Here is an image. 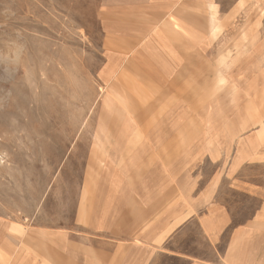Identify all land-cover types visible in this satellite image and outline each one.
Returning a JSON list of instances; mask_svg holds the SVG:
<instances>
[{"label": "rangeland", "instance_id": "rangeland-1", "mask_svg": "<svg viewBox=\"0 0 264 264\" xmlns=\"http://www.w3.org/2000/svg\"><path fill=\"white\" fill-rule=\"evenodd\" d=\"M139 8L0 0V264H103L120 227L135 240L172 204L168 141L185 138L169 131L204 140L193 187L206 162L226 167L231 133L264 129V0H191L190 64L168 79L151 54L159 22ZM166 24L157 36L179 28Z\"/></svg>", "mask_w": 264, "mask_h": 264}, {"label": "crops", "instance_id": "crops-1", "mask_svg": "<svg viewBox=\"0 0 264 264\" xmlns=\"http://www.w3.org/2000/svg\"><path fill=\"white\" fill-rule=\"evenodd\" d=\"M136 1L144 14L143 25L159 22L151 40L158 72L167 79L185 74L193 42L187 32L192 18L191 0ZM168 20H174L178 30L157 36ZM169 132V138H185L183 145H175L181 143L179 140L168 141L181 154L179 172L169 167L163 174L167 187L175 186L168 197L175 198L147 230L137 233L135 240L125 239L120 227L117 233L123 240L102 245L103 264H264V129L257 125L231 133L235 141L230 161L226 167L218 159L206 162L211 172L194 180L193 187H198L195 190L191 149L200 154L204 140L198 137L193 149L186 140L188 131ZM157 196L152 197L155 200ZM146 197L142 194L138 201L143 203ZM112 212L104 215L105 233L113 228ZM118 212L124 216L126 207Z\"/></svg>", "mask_w": 264, "mask_h": 264}, {"label": "bare ground", "instance_id": "bare-ground-1", "mask_svg": "<svg viewBox=\"0 0 264 264\" xmlns=\"http://www.w3.org/2000/svg\"><path fill=\"white\" fill-rule=\"evenodd\" d=\"M12 230V229H11ZM15 231V230H14Z\"/></svg>", "mask_w": 264, "mask_h": 264}]
</instances>
